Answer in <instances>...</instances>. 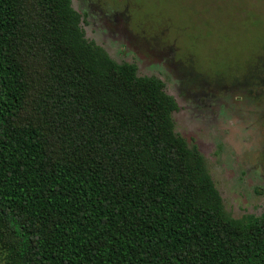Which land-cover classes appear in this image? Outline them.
Wrapping results in <instances>:
<instances>
[{
  "label": "trees",
  "instance_id": "1",
  "mask_svg": "<svg viewBox=\"0 0 264 264\" xmlns=\"http://www.w3.org/2000/svg\"><path fill=\"white\" fill-rule=\"evenodd\" d=\"M81 16L0 0V264H264V211L229 214L163 81Z\"/></svg>",
  "mask_w": 264,
  "mask_h": 264
},
{
  "label": "rangeland",
  "instance_id": "2",
  "mask_svg": "<svg viewBox=\"0 0 264 264\" xmlns=\"http://www.w3.org/2000/svg\"><path fill=\"white\" fill-rule=\"evenodd\" d=\"M89 2L72 0L85 37L116 62L135 64L138 75L163 81L178 105L174 131L199 152L225 209L234 218L261 215L264 0ZM38 66H30L36 78ZM34 114L28 104L20 119Z\"/></svg>",
  "mask_w": 264,
  "mask_h": 264
},
{
  "label": "flooded vegetation",
  "instance_id": "3",
  "mask_svg": "<svg viewBox=\"0 0 264 264\" xmlns=\"http://www.w3.org/2000/svg\"><path fill=\"white\" fill-rule=\"evenodd\" d=\"M89 1H90V0H84V2H85V3L87 2L88 5L90 6V3H91V2H89ZM90 15H91L92 19H95L96 16H98V19L101 20V17L99 16V15H100L99 13L93 11V13H90V14H89V13H86V11H85V12L83 11V16H86V17L88 18ZM95 15H96V16H95Z\"/></svg>",
  "mask_w": 264,
  "mask_h": 264
}]
</instances>
